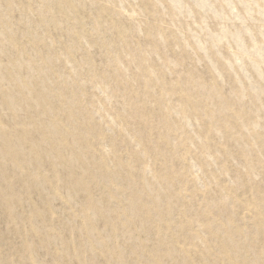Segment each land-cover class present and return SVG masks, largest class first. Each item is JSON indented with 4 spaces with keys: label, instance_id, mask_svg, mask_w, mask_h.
Instances as JSON below:
<instances>
[{
    "label": "rangeland",
    "instance_id": "obj_1",
    "mask_svg": "<svg viewBox=\"0 0 264 264\" xmlns=\"http://www.w3.org/2000/svg\"><path fill=\"white\" fill-rule=\"evenodd\" d=\"M0 264H264V0H0Z\"/></svg>",
    "mask_w": 264,
    "mask_h": 264
}]
</instances>
